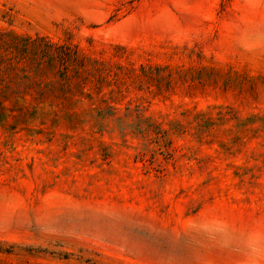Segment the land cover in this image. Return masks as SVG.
<instances>
[{
	"label": "rangeland",
	"instance_id": "1",
	"mask_svg": "<svg viewBox=\"0 0 264 264\" xmlns=\"http://www.w3.org/2000/svg\"><path fill=\"white\" fill-rule=\"evenodd\" d=\"M0 264H264V0H0Z\"/></svg>",
	"mask_w": 264,
	"mask_h": 264
},
{
	"label": "trees",
	"instance_id": "2",
	"mask_svg": "<svg viewBox=\"0 0 264 264\" xmlns=\"http://www.w3.org/2000/svg\"><path fill=\"white\" fill-rule=\"evenodd\" d=\"M38 40H41V39H40V38H38ZM54 44H55V43H54ZM59 47H60V46H59ZM65 55H66V52H65ZM65 55H64V56H65Z\"/></svg>",
	"mask_w": 264,
	"mask_h": 264
}]
</instances>
